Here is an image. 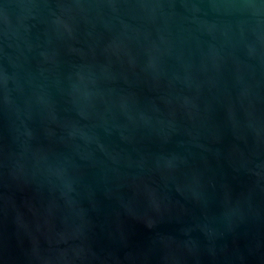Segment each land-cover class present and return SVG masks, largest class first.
<instances>
[{
    "label": "water",
    "instance_id": "obj_1",
    "mask_svg": "<svg viewBox=\"0 0 264 264\" xmlns=\"http://www.w3.org/2000/svg\"><path fill=\"white\" fill-rule=\"evenodd\" d=\"M0 264H264V0H0Z\"/></svg>",
    "mask_w": 264,
    "mask_h": 264
}]
</instances>
